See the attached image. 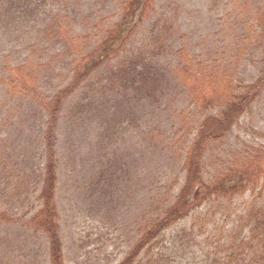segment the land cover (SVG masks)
Returning a JSON list of instances; mask_svg holds the SVG:
<instances>
[{"label": "rangeland", "instance_id": "374dc122", "mask_svg": "<svg viewBox=\"0 0 264 264\" xmlns=\"http://www.w3.org/2000/svg\"><path fill=\"white\" fill-rule=\"evenodd\" d=\"M119 1L50 0L54 16L68 25L63 31L68 30L67 35L71 39L68 50L71 54L65 55L62 62H58L60 64L56 70L53 69V73L47 72L51 65L46 63L47 57L45 64L41 65L43 67L34 71L33 78L38 86L42 81L52 92V89L55 91L68 84L73 62L78 56L76 53L81 52L82 48H91L95 42L94 31L101 32L109 20H118V12L121 11ZM168 2L174 4L171 8L178 9L182 14L179 20L180 33L174 40L173 53L163 57L166 58L170 77L176 71L184 73L178 87L171 83L169 93L160 99L149 100L141 96L136 105L130 104L129 100L124 106L122 103L127 100L124 96L130 98L132 93L126 92V87L122 86L110 93L107 86L110 76L93 69L90 73L92 79L81 83V88H76L67 104L64 101L66 106L58 119L55 132L61 185L57 207L62 230H65V264H117L123 260L135 244L140 218L145 213V218L148 216L147 212L152 210L156 199L164 192L162 198L165 201H169L176 193V184L182 174L180 176L178 160H170L169 155L178 147L174 140L180 134L177 133L178 126L180 131L186 132L199 117L217 116L219 103L216 107L203 106V99L212 98L213 103H221L225 94L234 89L233 85L237 82L249 84L258 77L261 49L257 46L259 36L256 32L259 34L261 29L255 13L260 0H159L163 7L170 5ZM33 18V23H37V18ZM41 24L37 26L42 28ZM14 32L17 31L14 29L2 38L4 41L0 43V54L10 47L11 44L6 40H11L16 35ZM35 34L37 28L27 34L26 44ZM44 40L48 39L45 37ZM57 43L61 51L64 44L61 41ZM54 44L51 41L39 44L38 48L44 47V52L53 48ZM19 48L20 44L14 42V53L10 59L17 58ZM179 51L182 52L178 54ZM41 57H44L43 53ZM8 58L0 56V79L5 82L0 86V119L8 118L13 109L7 106L18 95L17 90L8 83L9 76L17 73L15 67L11 70L2 68ZM24 74H21V78L26 76ZM100 82L104 84L103 89L100 88ZM17 105L23 117L26 108L30 109L28 96L19 99ZM18 114L15 108L12 120L6 121L8 135L5 136V149L1 153V160L10 166L13 175H19L31 186L26 195L20 194V191L17 193L19 199L16 204L20 206L16 209L15 217L26 214L35 200L34 185L40 186L47 120L43 112L37 111L32 120L19 126L16 122ZM13 121L15 124H12ZM156 126L161 130L160 135H163L159 137L158 143L142 133ZM120 138L126 140L125 146ZM183 142L187 143L188 139ZM130 146L132 158H129ZM258 146L264 148V97L258 98L246 110L222 140L206 145L202 175L204 183L207 184L213 176L237 164L241 156L246 159L248 149ZM168 148L174 150L167 153ZM253 154L257 155V151ZM173 156H178V152ZM260 164L261 173L264 174V157ZM254 172L253 166H249L242 176L245 183L249 182L244 195L249 205L264 201V177L258 178L257 183L252 185L256 176ZM99 173L105 182L111 179L114 183L112 191L105 190L106 197L98 192L95 184L99 182L100 185ZM176 176L175 182L170 181ZM168 185L171 189L166 193ZM191 204L199 205V195L193 196ZM35 211L36 208L27 213V218ZM188 223L189 220H184L175 225L176 229ZM175 226L170 227L165 234H160L150 248L145 246L141 249L137 262L170 264L165 263L171 249L164 235L173 233ZM221 234L218 237L210 233L207 242L216 245L212 239H219ZM203 236L200 235L198 239ZM46 247L48 243L44 236L0 223V264H48ZM206 253L204 251L193 257H180L178 264L207 261ZM164 254H168L166 258ZM212 260L211 256L209 261ZM261 264L264 262L261 261Z\"/></svg>", "mask_w": 264, "mask_h": 264}, {"label": "trees", "instance_id": "16d2710c", "mask_svg": "<svg viewBox=\"0 0 264 264\" xmlns=\"http://www.w3.org/2000/svg\"><path fill=\"white\" fill-rule=\"evenodd\" d=\"M168 3L170 5L163 7L159 4V0H120L118 6L121 11L118 12V20L115 22L109 20L101 32L94 31L96 33H94L95 42L91 48H82L81 52L76 53L78 56L73 62L72 75L68 84L55 89V91L52 89L50 92L47 84L45 85L41 81L44 85L40 82L38 86L35 83L34 71L41 69L43 67L41 65L45 64V59L48 57L46 63L51 65L50 71L47 72L53 73V69L56 70V66L60 64L58 62H62L65 55L71 54V51L68 50L71 45V39L67 35L68 30L63 31L68 25L64 22L61 23L54 16L50 0H0V43L4 41L2 38L9 35L14 29L17 31L14 32L16 35L11 40H6L11 44L10 47L6 52L0 54L5 58L9 56V60L2 68L11 70L15 67L17 75L11 74L8 83L18 93L12 98L14 101L12 100L11 104L7 106L9 108L12 106L13 109L8 114V118L0 119V198L2 201L0 202V223L44 236L48 243V247H46L48 264H65V230H62L57 207L58 193L61 188L56 156L55 128L58 119L76 88L79 87L77 89L79 90L81 83L89 82L92 79L90 73L93 69L99 73L105 72L110 76L109 82H107L110 93L121 86L126 87V92L132 93L130 98L124 96L127 98L122 103L124 106L129 100L130 104L136 105L141 96L149 100L160 99L169 93L171 83L178 87L184 73H178L175 69L176 73L170 77L167 72L166 58L163 57L173 53L174 40L180 33L179 20L182 14L178 9L171 8L173 3ZM176 7L178 6L176 5ZM256 10L255 18L261 29L259 34L256 32L257 37L259 36L257 46L261 49L258 60L260 65L258 77L249 84H238L237 82L236 85H233L234 89H231L227 95L225 94L221 103L217 101L213 103L212 98L203 99L201 103L203 106L216 107V104L219 103L217 106L218 115L199 117L188 131H180L181 128L178 126L179 136L174 138L176 134L171 135L178 147L176 146L177 150L168 148L167 153L169 150H174L169 158L178 160L180 176L182 174L181 180L176 184L177 189L174 191L176 193L170 197L169 201H165L162 198L165 196L164 192L162 196H159V199H156L152 210L147 212L148 216L145 218V213L140 218L135 244L130 248L127 256L117 264H140V260L137 262L139 251L145 246L150 248L160 234H165L170 227L178 225L184 220H189V223L179 229H176L175 226L173 233L164 235L168 247L171 249L168 257V254L163 255L164 258L167 257L165 263L178 264L180 257L183 258L186 255L193 257L204 251H207L208 259L200 261L199 264H258L257 262L261 264V261L264 262V201L252 205L247 204L244 195L249 182L245 183V180L242 179L244 171L249 166H253V171L256 173L255 182L252 185L257 183L258 178L264 177L260 164L264 157V148L258 146L248 149L249 155L246 159L241 156L237 164L213 176L207 184L204 183L202 176L205 168L203 158L206 145L209 142L222 140L227 133L231 132L246 110L258 98L264 97V0H260ZM33 17L37 18L35 24ZM145 23H148V26H145ZM37 24H41L43 27L40 28ZM3 26L5 27L2 28ZM35 28H37V34L26 44L27 34ZM143 28L144 30H141ZM70 31L71 29L69 35H71ZM45 37L48 40L45 41ZM51 41H54L55 44L50 50L43 52L44 47L38 48L39 44ZM57 41L64 44L61 51L57 48ZM14 42H18L20 48L17 52L18 55L16 54L17 58L10 59L14 53ZM174 51L176 50L174 49ZM181 52L179 51L178 54ZM42 53L44 54L43 58L41 57ZM23 72L27 77L21 78ZM4 83L1 78L0 86ZM229 83L231 84V82ZM99 85L103 89L104 84L100 82ZM24 96H28L30 109L27 107L22 117L21 108L17 103L19 99H24ZM15 108L19 113L16 116L19 126L32 120L37 111L43 112L47 117L44 128V146L42 147L44 163L40 186L34 185L35 200L29 206L26 214L35 208L36 211L29 218L26 214L15 216L17 215L16 209L20 206L16 204V200L19 199L17 193L20 191V194L26 195L31 186H29V182L27 184L26 180L19 178V175H13L14 172H11L10 166L8 167L6 162L1 160V153L5 149L7 140L5 136L8 135L6 131L9 128L5 126L7 125L6 121L12 120ZM12 124L15 122L13 121ZM159 132L161 133V130L156 126L142 133L154 139V143H158L159 137L163 136ZM185 139H188L187 143L183 142ZM120 140L125 146L126 140L123 138ZM245 150L242 152L244 153ZM254 151H257V155L253 154ZM129 152V158H132L131 146ZM176 152H178V156L174 157ZM9 173L12 176L9 177ZM98 178L104 181L101 173ZM176 178L177 176L170 181L175 182ZM101 179L100 185L99 182L95 184L98 192L106 197L105 190L112 191L115 188L114 183L109 179L108 182L104 181V187ZM170 189L171 187L168 185L166 193ZM263 190L264 183L262 184ZM195 195H199L198 206L191 204ZM210 233L212 236L218 237L221 234L219 239L218 237L212 239L216 245L207 242V236ZM200 235L203 236L202 239H198ZM211 256L213 260L209 261ZM159 260L162 261L160 257Z\"/></svg>", "mask_w": 264, "mask_h": 264}]
</instances>
